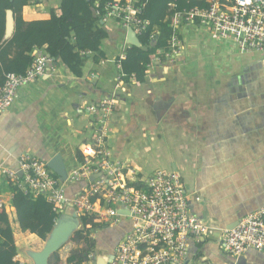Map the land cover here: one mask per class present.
<instances>
[{"label": "crops", "instance_id": "obj_1", "mask_svg": "<svg viewBox=\"0 0 264 264\" xmlns=\"http://www.w3.org/2000/svg\"><path fill=\"white\" fill-rule=\"evenodd\" d=\"M59 5L60 0H39L24 6L22 17L47 19L52 10L59 14ZM107 30L100 45L103 55H87L81 76L55 62L53 69L18 90L0 116V166L20 176L18 157L29 152L44 162L60 155L67 174L78 168L76 151L91 141L95 121L87 109L114 96L107 144L111 159L121 164L115 182L135 186L133 182L140 184L155 169L176 171L186 188L189 211L213 229L199 241L189 240L184 264H236L239 256L242 264H264V256L252 248L234 257L219 247L221 229L264 205L263 55L242 52L228 38H213L196 18L182 19L181 53L169 59L159 50L145 81L131 78L126 83L116 79L119 60L129 46L126 31ZM90 181L66 182L65 195L72 198ZM0 192L13 231L15 259L33 264L27 253L39 250L43 240L20 229L12 193ZM101 223L104 226L92 233V259L83 264L110 258L132 225L121 213L116 222ZM70 245L57 251L63 264H72L66 258L83 246Z\"/></svg>", "mask_w": 264, "mask_h": 264}, {"label": "built area", "instance_id": "obj_2", "mask_svg": "<svg viewBox=\"0 0 264 264\" xmlns=\"http://www.w3.org/2000/svg\"><path fill=\"white\" fill-rule=\"evenodd\" d=\"M38 1L30 0L32 4ZM207 3L206 8L176 12L172 25L178 30L182 19L197 18L209 27L213 38H228L240 51H255L264 57V0H207ZM144 7L145 0H112L102 9L95 3L94 14L106 29L119 27L127 31L131 27L138 36L148 24L141 17ZM182 48L180 38L173 34L166 57L174 59ZM32 55L25 73L5 74L0 86V116L11 107L20 88L54 68V59L44 51L36 49ZM116 79H121V73ZM113 97L101 99L87 109L95 115L92 138L81 148L83 162L66 175L65 181L53 177L46 162L29 152L18 157L20 176L0 166V177L4 175L17 183L24 193L43 194L57 212L68 199L79 216L94 214L100 221L114 223L119 216L118 209L127 211L125 216L131 220V229L119 240L107 264H184L189 240L193 237L199 241L212 234L213 229L189 211L186 188L176 171L155 169L140 179L137 187L115 182L121 164L111 159L107 144L108 125L116 102ZM98 173L99 176L72 198L65 195L66 182L88 180ZM219 247L234 257L250 248L264 256V205L241 216L234 225L221 229Z\"/></svg>", "mask_w": 264, "mask_h": 264}, {"label": "trees", "instance_id": "obj_3", "mask_svg": "<svg viewBox=\"0 0 264 264\" xmlns=\"http://www.w3.org/2000/svg\"><path fill=\"white\" fill-rule=\"evenodd\" d=\"M112 0H60L59 14L53 10L50 17L41 20L26 21L22 17L24 6L31 4L30 0H0V40L5 27V11L11 9L14 16V32L11 38L0 43V86L5 74L9 72L23 74L33 60V51L40 49L51 56L55 62L63 65L72 75L81 76L84 59L90 52L95 57H101L102 41L108 37V30L100 22V17L94 14L95 3L100 9ZM207 0H145L141 17L148 21L145 29L139 34V46L129 45L123 59L119 60L121 79L130 82L131 77L136 82H144L148 65L152 64L157 51H169V40L173 34H178L172 25L176 12L194 7L206 8ZM197 19V18H196ZM159 28L156 33L155 29ZM163 58V56L161 55ZM81 149L76 151V160L83 162ZM48 170L53 177L57 175ZM0 189L12 193L11 205L16 213V222L23 231H29L45 240L60 212L54 210L53 204L43 194L33 196L24 193L22 188L1 177ZM88 181V180H87ZM134 187L138 183H132ZM94 201V198L91 199ZM82 228L74 232L69 243L80 244L81 249H72L66 262L83 264L88 260L89 253L95 248L96 242L92 233L104 225L94 214L80 216ZM17 249L4 207H0V264H19L15 259ZM49 264H63L58 252L51 255Z\"/></svg>", "mask_w": 264, "mask_h": 264}, {"label": "water", "instance_id": "obj_4", "mask_svg": "<svg viewBox=\"0 0 264 264\" xmlns=\"http://www.w3.org/2000/svg\"><path fill=\"white\" fill-rule=\"evenodd\" d=\"M14 32V16L11 9L5 11V27L0 43L9 40ZM126 42L129 45L139 46L140 42L137 35L129 27L126 31ZM46 167L54 172L61 181L66 180V171L60 155L55 154L46 162ZM98 174H93L88 179L93 180ZM70 198V197H69ZM67 205V206H66ZM67 207V208H66ZM118 213L127 214V211L118 210ZM82 228L80 216L75 212L70 200L61 207L59 217L56 219L50 232L43 240V246L39 250L29 251L27 254L33 264H49L51 255L57 252L62 246L69 242L75 231ZM113 254L110 258H112ZM99 262V264H107L108 260ZM244 258L237 257L236 264H242Z\"/></svg>", "mask_w": 264, "mask_h": 264}, {"label": "rangeland", "instance_id": "obj_5", "mask_svg": "<svg viewBox=\"0 0 264 264\" xmlns=\"http://www.w3.org/2000/svg\"><path fill=\"white\" fill-rule=\"evenodd\" d=\"M165 169V168H164ZM167 170H171V169H167ZM102 220V219H101ZM94 233V232H93ZM66 244H68V246H70L71 247V245L70 244H72V243H66Z\"/></svg>", "mask_w": 264, "mask_h": 264}, {"label": "bare ground", "instance_id": "obj_6", "mask_svg": "<svg viewBox=\"0 0 264 264\" xmlns=\"http://www.w3.org/2000/svg\"><path fill=\"white\" fill-rule=\"evenodd\" d=\"M43 246V245H42ZM36 251V250H35Z\"/></svg>", "mask_w": 264, "mask_h": 264}]
</instances>
